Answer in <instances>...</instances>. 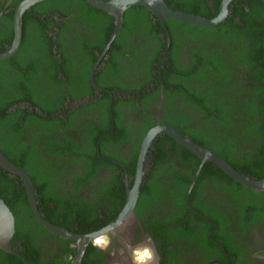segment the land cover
Listing matches in <instances>:
<instances>
[{"label": "trees", "instance_id": "1", "mask_svg": "<svg viewBox=\"0 0 264 264\" xmlns=\"http://www.w3.org/2000/svg\"><path fill=\"white\" fill-rule=\"evenodd\" d=\"M165 1L173 9L207 18H213L218 13L221 2V0H192L188 4L179 3L173 7L171 0ZM71 3L75 6L83 5L85 7L83 16L86 18L97 19L98 15H102L104 22L98 33L103 43L100 41L99 48L101 50L114 28L113 16L96 7H91L84 0H43L36 3V6L47 4L48 7L53 6L64 15L73 8ZM229 10L230 13L225 20L212 27L196 26L165 19L170 37L168 48L170 63L166 67V71H163V80L166 83H171L174 82L173 78L177 79L175 83L179 86L175 85L173 90L182 94L184 103L197 111L195 116L197 124L209 132L214 140L207 141L203 137L205 136L203 133L200 132L199 135L196 131L186 129L183 122L184 117L181 115L177 118H168L166 123L183 135H190L191 140L199 145L225 158L234 168L260 179L264 177V2L261 0H235L229 5ZM135 18L148 21L154 30L156 29L152 21L155 20V26L163 32L164 36L166 35L158 19L152 16L147 9L138 5L131 6L124 11L122 27L107 49L108 55H113V52L118 51L114 49L116 45L124 44L121 37L130 30L132 20ZM5 21L8 31L7 37L4 38L10 39L12 37V19L9 17V20L5 19ZM155 39V53L158 55L165 42L158 37ZM49 43L48 45L43 43V52H52V40ZM37 45L39 44L34 47ZM58 48L62 50L60 44ZM6 49L7 47H2L0 42V52ZM22 49L23 46L20 45L15 55L0 60V70L5 67L11 68L13 63L17 62V67L13 68L17 73H20L19 77L14 80L15 84L11 92L0 98V132H4L1 129L5 128L7 118L12 115L11 111H6L9 105L28 100L39 106L42 111H47L50 114L65 98L63 93L58 95L54 108H47L35 101L32 90V84L35 80L33 79L34 69L25 60L24 62L18 60ZM175 49H177L176 55L174 54ZM20 68L27 69L21 72ZM50 70L51 67H48L47 72L49 74H51ZM63 71L67 78L69 70L65 68ZM56 72L57 69L54 75ZM165 72L166 77L164 76ZM87 75L88 72L85 77ZM168 76L172 77L168 78ZM184 80L186 83H183ZM193 82L195 84H192ZM71 97L76 96L71 95ZM115 103L116 101L111 104L112 109L116 106ZM99 104L101 107L104 105L105 114L107 117L110 116L112 112L110 111L111 108H108L109 94L106 93L105 97L99 99ZM18 111L20 110L17 109L14 113ZM191 112V110L186 111L185 114L189 116ZM34 116L39 117L40 115L34 112ZM47 117L50 118L51 116ZM95 126L97 129L91 127L90 131L84 135L88 146H85L81 152L74 153L78 170L69 173L68 181L65 182L58 176V179L62 181L61 184L65 186L56 185L59 188H52V191H47L43 187L44 180L40 178V169H37L33 162L34 160L37 161L38 157L43 159V156L38 153L35 157L22 150L18 151L19 154L15 151L9 152L0 143V150L4 155L17 167L27 172L31 178L37 207L42 216L50 223L79 234L92 233L106 226L124 206L126 187L123 173L125 172L128 178H132L134 175L139 145L143 137L135 140L131 149L132 152L129 154L130 161L127 162L125 155L115 152V146L120 147L129 141L126 131L123 129L120 137H117L114 135L115 132L122 128L115 124L114 130L111 129L113 126L110 125L109 120L104 122L102 128L97 122ZM106 141L113 143V146H108V151L103 147V144L106 145ZM166 142L170 143L171 146H166ZM234 146H237V150L241 153L248 156L258 155V157L243 160L242 163L247 166L243 167L241 166L242 163L237 162V159L232 156L234 149H236ZM151 147L154 154L153 169L146 181L140 186V195L135 211L137 213L139 207L144 206L145 198L151 200L155 198L166 199L168 191L170 192L172 196L170 203L178 209L173 212L171 218H165L163 224L156 219L153 225L151 224L155 235L159 234L162 237V242L165 243L166 231L172 227L179 229L181 225H171L175 222H181L187 213V208L183 202L184 195L192 173L199 164V159L167 135H157L151 143ZM98 154L103 157L97 159ZM107 157L120 161L122 165ZM164 161L167 163L166 178L162 177V180L166 183L177 181V186L172 187V189L166 186L168 184L162 185L158 178V167ZM44 162L46 165H52L48 161ZM254 162L255 164H253ZM53 164L56 165L57 163L54 162ZM181 167L185 168L186 175H180ZM213 167V162H206L202 166L190 192L191 205L199 182L205 174L209 175L212 172L214 175ZM214 168L224 177L229 178L235 186L245 188L226 175L219 167L215 166ZM44 178L52 183L57 182L56 175L49 167ZM131 183L132 180L130 179L129 187H131ZM0 198L9 207L14 217V235L11 247L19 254L17 256L0 249V264L69 263L76 252L75 248L69 246L71 240L63 239L48 232L38 223L33 216L20 178L11 176L1 168ZM194 216L201 220L204 231L201 234L200 243L211 245L212 243L206 237V231L211 229V226L203 218ZM209 218L214 221L212 216ZM186 223L187 227L184 230L188 231L190 223L188 220ZM167 224L169 227L163 228ZM48 242L53 243L54 246H48ZM212 246L215 247V244ZM212 255L215 257V249ZM212 258L206 260L204 264H207ZM104 262L103 253L92 244H88L81 264H103Z\"/></svg>", "mask_w": 264, "mask_h": 264}, {"label": "flooded vegetation", "instance_id": "2", "mask_svg": "<svg viewBox=\"0 0 264 264\" xmlns=\"http://www.w3.org/2000/svg\"><path fill=\"white\" fill-rule=\"evenodd\" d=\"M21 1L0 0V42L4 48H8L13 40L14 15ZM191 1L171 0V6L175 7L179 3L188 4ZM70 5L73 8L63 15L53 6L48 7L47 4L36 6L34 4L24 10L21 16L20 45L23 46V49L18 60L22 62L25 60L34 69L33 79L35 80L32 90L35 101L47 108H54L58 95L63 93L65 95L63 102L50 114L47 111H42L39 106L28 100L9 105L6 111H11L12 115L7 118L5 128L1 129L4 132H0V143L9 152L15 151L19 154L18 151L22 150L35 157L38 153L43 156V159L38 157L37 161L33 162L37 169H40V178L44 180L43 187L47 191L59 188L56 185H62V181H68L69 175L78 170L74 153L81 152L85 146H88L84 135L90 131L91 127L97 129L96 122L102 128L104 122L109 120L113 130L117 124L119 128H122L115 132L114 135L117 137H120L123 129L126 131L129 141L120 147L115 146V152L125 155L127 162L130 161L129 154L132 152L135 140L144 136L149 129L156 125H168L166 120L171 117L183 116L186 129L196 131L199 135L200 132L203 133L205 135L203 137L207 141L214 140L209 132L197 124L195 119L197 111L184 103L182 94L173 90L175 85L179 86L175 83L177 79L173 78L174 82L171 83H166L163 80V71H166V67L170 63L168 51H166V55L164 53L168 34L166 25L163 26L158 20L166 33L164 36L163 32L155 26V20L152 22L156 30L151 28L148 21L133 19L130 30L121 37L124 44L116 45L114 49L118 51L113 52V55H108L107 49L110 45L105 49L108 41L101 50L99 48L101 36L98 33L104 22L102 15H98L97 19L86 18L83 16L85 13L83 5L75 6L73 3ZM9 17L12 19V37L10 39L4 38L7 37L8 31L5 19L9 20ZM155 37L165 42L158 55L155 53ZM50 40L53 43L52 52H43V43L48 45ZM36 44L39 45L34 47ZM59 44L62 50L58 48ZM176 52L177 49H175V55ZM16 63H13V67H17ZM13 67H5L0 70V98L11 92L14 88V80L19 77L20 73H17ZM48 67H51V74L47 72ZM65 68L69 70L67 78L63 71ZM26 69L20 68V71L24 72ZM56 69L57 72L54 75ZM87 72L88 75L85 77ZM164 76L166 77V72ZM171 77L168 76V78ZM183 83L186 81L184 80ZM106 93L109 94V109L111 104L116 101V106L111 108L112 110L110 109L112 113L108 117L105 114L104 105L101 107L99 104V99L105 97ZM71 95L76 97L72 98ZM17 109L20 111L14 113ZM183 110L192 112L187 116ZM34 112L40 116H34ZM157 135L166 134L158 133ZM186 136L190 138V135L186 134ZM105 143L106 145L103 144V147L108 151V146H113V143L108 141ZM166 146H171V144L166 142ZM234 147L236 149L231 155L237 159V162L242 163L243 160L258 157V155L248 156L239 152L237 146ZM102 157L98 154L97 159ZM107 158L113 159L112 157ZM113 160L121 164L120 161ZM44 161H48L52 165H46ZM54 162L57 164L54 165ZM153 164L154 154L150 144L143 163L139 195L140 186L146 181L153 169ZM213 165L217 166L214 163ZM166 166V161L159 165L158 178L162 185L168 184L166 186L172 189L177 186V181L166 183L162 180V177L166 178ZM241 166L247 167L243 163ZM48 167L52 168L57 182L52 183L44 178ZM214 167V175L212 172L209 175L205 174L199 182L192 205L189 200L190 206L195 210L190 212L185 199L191 178L197 167L195 168L183 200L187 213L181 222L171 225H181L179 229L172 227L166 231L165 243L162 242V237L159 234L155 235L152 225L155 219L163 224L164 219L171 218L173 212L178 209L170 203L172 196L169 191L166 199L145 198L144 206L139 207L137 213L134 209V214L125 223L109 232L106 236H111L113 242L107 250L95 246L103 253L105 261L103 264H132L133 249L142 246L153 248L156 256L154 264H204L206 260L213 257L214 249L215 257L207 264H264V193L259 194L264 190H255L236 180L245 188L235 186L229 178L217 172L218 170ZM136 169L137 167L134 169L135 173L132 178H128L127 174L123 173L124 184L126 177L128 186L130 179L132 180L131 186H133ZM180 170V175H186L184 167H181ZM58 176L62 178V181L58 179ZM249 177L255 178L254 175ZM194 215L203 218L211 226V229L206 231V237L212 244H215V247L212 244L202 245L200 243L201 234L204 231L201 220ZM209 216H212L214 221ZM187 220L190 223V229L185 231ZM169 224L163 228H168ZM69 240H71L69 246L77 250L74 241ZM53 242L55 243V241ZM50 245L54 246L53 243L48 242V246ZM118 248H124L130 256L119 255L116 252ZM15 255L19 256L18 253ZM74 257L75 255L68 264H71Z\"/></svg>", "mask_w": 264, "mask_h": 264}, {"label": "water", "instance_id": "3", "mask_svg": "<svg viewBox=\"0 0 264 264\" xmlns=\"http://www.w3.org/2000/svg\"><path fill=\"white\" fill-rule=\"evenodd\" d=\"M43 1V0H22L16 8L13 27H14V36L11 44L5 50L0 52V60L7 59L13 56L20 45L21 42V16L24 10L30 8L32 5ZM235 0H221L218 13L213 16V18H207L201 15L192 14L185 11H180L173 9L167 5L165 0H85L88 4L112 15L114 17V28L112 33L110 34V38L108 40L105 49L109 47L114 37L119 32L123 23V14L126 9L131 6H142L147 9L153 16L158 18L160 23L165 26V19H172L178 22L187 23L196 26H206L212 27L220 24L225 20L227 14L229 12V5ZM264 2V0H261ZM170 45V37L167 34V43L165 45V55L166 51H168ZM263 48H264V38H263ZM158 133H165L173 140H175L179 145L185 147L194 155H196L199 159V164L191 178L190 185L186 192V204L191 211H195L189 204V194L191 189L198 177V174L202 168V165L206 162H213L220 169H222L226 174L232 177L234 180L244 184L247 187H251L255 190H264V178L256 179L253 177H249L245 173L238 171L232 165H230L226 160L212 152L211 150L205 148L204 146L199 145L195 141L191 140L188 136L183 135L176 129L166 125H156L149 129L146 134L143 136L141 140V144L138 152L137 159V169H136V177L134 180L133 186L129 187L127 179L125 177V185H126V200L125 204L116 217L108 223L106 226L102 227L99 230L93 231L92 233H84L79 234L75 233L71 230H68L64 227L55 225L46 220L37 207V200L35 195V190L33 187V183L27 172L22 170L13 164L0 150V168L7 171L11 176H18L25 188L27 200L33 216L41 224L47 231L52 234H55L59 237L65 239H72L74 245L77 247L76 254L71 264H79L82 260L83 254L85 252L86 246L96 238H101L106 236L109 232H112L123 223L126 222L128 218H130L134 214L135 205L139 196V185L141 182L142 176V168L143 163L146 158V153L148 148L154 138ZM14 233V217L9 209V207L5 204V202L0 198V249L5 252L17 254L15 250L11 247V238ZM101 249V248H99ZM121 256H130L129 252L124 248H118L116 250Z\"/></svg>", "mask_w": 264, "mask_h": 264}, {"label": "clouds", "instance_id": "4", "mask_svg": "<svg viewBox=\"0 0 264 264\" xmlns=\"http://www.w3.org/2000/svg\"><path fill=\"white\" fill-rule=\"evenodd\" d=\"M111 236H104L96 238L92 241V244L103 250H107L112 244ZM155 252L152 247L142 246L132 251V264H154Z\"/></svg>", "mask_w": 264, "mask_h": 264}, {"label": "bare ground", "instance_id": "5", "mask_svg": "<svg viewBox=\"0 0 264 264\" xmlns=\"http://www.w3.org/2000/svg\"><path fill=\"white\" fill-rule=\"evenodd\" d=\"M130 260V259H129Z\"/></svg>", "mask_w": 264, "mask_h": 264}]
</instances>
